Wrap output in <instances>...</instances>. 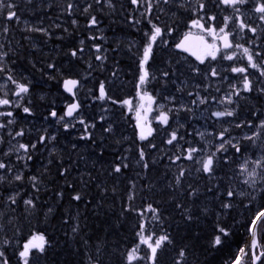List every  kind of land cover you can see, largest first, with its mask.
<instances>
[{"label": "trees", "instance_id": "obj_1", "mask_svg": "<svg viewBox=\"0 0 264 264\" xmlns=\"http://www.w3.org/2000/svg\"><path fill=\"white\" fill-rule=\"evenodd\" d=\"M69 2L76 6L71 15L64 10ZM195 2L184 0L189 5ZM15 3L19 22L7 21L6 12L0 16V28L7 25L9 29L6 34L0 31V44L3 45L0 51L8 53L0 62L5 69L0 72V97L7 93L6 98L13 102L11 106L0 107V111L13 112V117L0 116V123L7 125L9 119L14 120L13 124L0 129V160L13 168V173L3 171L8 179L0 182V251L5 253L9 264H19L18 250L33 233L44 234L51 242L40 264H88L89 256L95 258L97 255L102 264H124L126 250L138 242L136 231L141 217L137 213L141 211L149 231L159 234L166 230L171 235L173 243L160 253V264H174L181 248L188 251L184 264H231L241 247L246 248V257L250 258L248 227L255 213L264 207V181L257 175L255 189L245 184L246 176L240 174V165L245 160L250 161L251 171L254 167L251 162L264 158V129L258 127L264 121V93L259 91L264 88V77L249 67L245 74L253 90L243 91V74L230 70L231 66L247 65L242 51L228 50L236 53V58L229 61L223 59L224 50H221L216 60L209 57L200 64L196 58L175 49V44L189 31V20L195 16L172 5H160L166 14L157 8L154 22L171 25L174 31L165 35L168 46L161 45L150 63L153 70L167 69L170 76L166 84L154 80L147 89L156 98L155 113L158 114L156 108L160 104L165 106V111H172L168 125L154 120L153 135L141 142L135 130L139 99L134 53L142 47L144 31L149 27L141 15L143 9L136 10L130 0H112L113 8L107 6L106 0H101L100 4L95 0H32L31 4L27 0H15ZM206 3L208 14L217 16L215 25L223 26L224 16L231 10L215 7V0H206ZM89 4L92 5L90 14L99 21L94 28L88 27L89 16L83 12ZM253 6L249 3L243 12L247 22L256 26L260 22L257 14L251 11ZM155 15L160 16L159 21L155 20ZM133 19L141 20V24L134 26L129 22ZM73 20L77 21L76 25ZM29 26L44 28L48 35L28 31ZM230 30V40L253 52H261L256 59L258 63L264 61V26L258 27L255 35L247 31L240 33L236 24H230ZM90 36L101 38L93 40ZM96 44L101 46L100 53L93 47ZM81 47L84 51L72 57L71 51ZM97 54L107 57L103 64L96 60ZM49 64L54 67L49 68ZM211 67H216L220 76L206 80L204 73ZM191 68H199L201 73L197 75ZM114 71L117 72L115 77ZM9 74L26 84L29 92L22 97L15 96V86L7 81ZM67 78L80 81L75 93L81 107L74 114L75 119L65 117L64 121L57 122L51 117V111L55 110L58 117L64 116L67 105L73 102V97L63 89V81ZM101 81L105 82L113 100H130L133 110L129 111L128 106L120 103L113 104L111 100H94ZM232 85L240 90V95L232 97V104H222L221 100L233 91ZM189 92L192 95H188ZM197 93L204 103H199ZM165 97L174 99L170 102ZM17 103L20 107H15ZM23 107L30 108L32 115L25 114ZM225 108L235 109V115L219 119L212 115ZM101 116L105 119L101 120ZM80 118L96 125L91 129L95 144L79 139L84 131L78 123ZM65 122L74 123L75 127L65 131ZM238 123L242 124L239 128L236 127ZM108 124L113 127L111 134L103 131ZM20 130L24 135L13 141L9 132ZM173 131L178 140L169 145L166 141ZM221 132L226 140L239 141L242 151L236 153L234 148L225 145L227 151L216 155L214 173L209 176L198 172L199 164L183 158L187 149H199L195 159L201 160L216 151ZM253 133H259L255 143L244 139ZM41 135L48 138L43 144L39 143ZM52 136L55 140H51ZM16 143L36 144L35 150L30 149L32 160L27 161V168L15 154L4 155ZM141 148L145 150L148 169L137 163ZM177 154L182 158L173 164L169 158ZM117 157H127L124 163L129 166L122 169V174L109 175L114 164L121 162ZM180 168L185 169L186 174L182 184L175 186ZM63 169L67 172L61 176ZM21 170L25 179L9 183L12 175ZM262 172L264 169H257L258 174ZM33 175L38 178L39 191L33 190L28 180ZM189 186L198 190L196 196L187 195ZM229 188L236 194L230 201L232 208L223 210L220 204L229 200ZM15 191L20 193L17 203L9 204L7 196ZM76 193H80V201L72 200ZM28 198L35 200L34 210L26 209L24 200ZM177 203L183 207L177 208ZM149 204L159 209L160 223L153 221L152 214L145 211ZM129 206L134 210L124 211ZM184 209L190 210L198 220L186 224ZM218 220L230 235L221 246L212 248L210 240ZM73 227H78L76 233L72 232ZM196 235L199 239L194 240ZM257 239L259 249L264 251V232L259 233ZM146 252L142 246L140 254ZM262 262L264 257L257 264Z\"/></svg>", "mask_w": 264, "mask_h": 264}, {"label": "snow or ice", "instance_id": "obj_2", "mask_svg": "<svg viewBox=\"0 0 264 264\" xmlns=\"http://www.w3.org/2000/svg\"><path fill=\"white\" fill-rule=\"evenodd\" d=\"M27 3L31 4L32 0H27ZM96 4H100L101 0H95ZM107 6L109 8H113L114 5L112 0H106ZM130 3L136 10L143 9L141 15L147 21L149 25L148 29L144 31V41L142 47L134 53L135 56V71H136V94L139 97L140 101L143 102L136 108V123H135V130L138 139L143 142L148 140L149 137L153 135L154 129L150 127L145 122V117L148 112L153 110V104L155 103V97L151 95L147 89V86L154 80L162 84H166L168 82V78L170 76V72L165 70H153L152 64L150 62L155 60L157 55V49L160 48L161 45L167 47L168 41L164 39L165 35H171L174 31V28L171 25L161 24L158 22H154L153 15L157 8H159L160 13H165V8L160 7V5L164 6H175L177 8L184 9L185 11L192 12V15L195 16L194 19H190L188 22L189 32H187L182 40L175 44V49L180 52H188L193 55L196 60L200 64H204L207 58H211L212 60L217 59V54L224 50L223 59L232 61L236 58V53L231 52L229 53L228 50L233 48L239 49L242 51L244 57H246L248 63L246 66H231L230 70L234 74H243V91H252V83L249 79V76L246 75L248 68L256 69L260 72V76L264 77V61L258 63L257 59L262 55L261 52L251 51L248 47H245L242 44L234 43L229 37L232 35V31L230 30V24H236L238 26L239 32L244 33L245 31L253 33L255 35L257 33L258 27L264 26V0H215V7L221 8L222 10H231V13L224 16L223 26L217 27L215 25V21L217 20V16L215 14H208V5L206 0H196L194 5L185 4L184 0H130ZM252 3L254 6L251 9L252 12L257 14V19L259 20V25L253 26L247 22L244 17L243 9L249 4ZM75 4L72 2L67 3L66 8L64 9L69 15L72 14L73 9L75 8ZM92 5L89 4L87 7L84 8V14L89 16L88 19V27L94 28L99 24V21L95 15L90 14V9ZM17 5L15 0H0V16H3L6 12V19L7 21H17L19 22L20 17L17 14ZM166 14V13H165ZM155 20L159 21L160 16L155 15ZM134 26L141 24V20L133 19L129 21ZM212 22V23H209ZM73 25L77 24L76 20L72 21ZM192 29H198L200 33H206L212 37V42L208 43L204 40L203 36H199V46L195 49L189 44L190 39L193 36ZM8 26L4 25L0 28V31L3 33L8 32ZM28 31L32 32H40L44 35H48L47 30L41 27L36 26H29ZM67 31V29H65ZM101 37L90 36L89 39H100ZM219 42V43H217ZM81 45H83L84 41H80ZM95 51L97 53L101 52V46L96 44L93 45ZM0 49H3V45L0 44ZM131 50V49H130ZM84 51L83 47L80 49H74L71 51L72 57H77L78 53H82ZM8 53L4 51H0V62L3 61L4 57L7 56ZM96 60L100 61L103 64V61L107 59V57L97 54ZM49 68H53L54 65L49 64ZM5 69L0 66V72H4ZM191 71L197 75L201 73L199 68H191ZM157 72L159 75L157 76ZM112 75L115 77L117 72L114 71ZM174 75V73H172ZM220 76V72L216 67H211L209 71L204 73V78L207 80L210 77H218ZM7 81L10 82L15 86V92L13 93L17 97H22L23 94L29 92V88L26 84L19 82L12 74L7 76ZM175 83V80L172 81ZM80 81L76 79H66L64 80V90L70 93L73 96V102L68 104L66 107V111L64 116H57V112L52 110L50 115L53 118L57 119V122H61L65 120V117H70L75 119L74 114L77 113L81 107L80 103L77 100L76 93L73 91L78 87ZM199 87V85H197ZM233 91L230 92L223 100H221L222 104H232L233 99L232 97L239 96L240 90L236 88L235 85H232ZM182 89L178 88V91ZM91 91V90H89ZM261 93H264V88L259 89ZM188 95H192L191 92ZM7 97V93L4 94L3 97H0V107L3 106H11L12 101ZM94 100H98L101 102H106L111 100L113 104L120 103L121 105L128 106L129 111H132V102L130 100H123L122 102H118L113 100L111 96H109L108 91L105 87V82L101 81L99 84L98 95L93 96ZM165 99L171 100L174 97H165ZM197 99L199 103H204L205 100L199 98V94L197 93ZM193 103H196L194 100ZM15 107H20L19 103L15 105ZM184 106L181 105V108ZM165 106L160 104L157 106L156 111H158V115L156 116V120L161 125H168L169 122V112L172 109H168L167 111L164 110ZM141 110H143L144 115H141ZM23 112L27 115H32L31 109L28 107H23ZM213 116L219 118L223 117H233L235 115V109L225 108L223 111H215L212 113ZM0 116H7L13 117V112L11 111H0ZM101 120H104L105 117L101 116ZM14 120L9 119L7 121V125L13 124ZM78 123L83 126V133L79 137L81 140L91 141L95 144L94 133L91 129H94L96 125L94 123H87L83 118L78 120ZM243 123V122H242ZM6 124L0 123V129H4L7 127ZM64 129L67 131L69 128H74V123L65 122ZM242 124H236V127H241ZM260 129H264V121H261L260 125L258 126ZM105 133L111 134L113 132V127L111 124H108L107 127L103 129ZM227 131V129H225ZM9 135L12 137V140L15 141L17 137H21L24 135V131L20 130L15 133L9 132ZM259 133H253L250 136H245L244 139L252 141L255 143V140L258 138ZM55 136L51 137V140H55ZM220 144L217 146L216 151L208 154L205 158L201 160L195 159V153L200 151L197 148L189 147L187 149L186 155L183 156L184 159L189 161H194L195 163L199 164V168H197L198 172H203L204 174H208L211 176L215 171V164L217 163L216 155L219 152H226L227 148L225 145H229L230 147L234 148L236 153H240L242 151L240 142L237 141L236 143H232L230 140H226L224 137V132L220 133L219 136ZM48 140V138L44 135L39 137V143L43 144ZM177 133L175 131L169 134V138L167 139L166 143L172 145L174 141H177ZM119 142V141H118ZM151 144V142H149ZM155 147V145H151ZM76 145H73L75 148ZM31 150L36 149V144H25V143H16L13 144L11 148H9L8 152L4 153L5 156H11L13 154L16 155L18 161H24V167L27 168L28 164L27 161L32 160ZM145 150L143 148L139 151V160L137 161L138 164H142L144 169L149 168V164L145 161ZM181 155L177 154L175 157H170L169 159L173 164L181 159ZM120 160V163L114 164L112 167V171L109 175L115 174H122V169H126L129 165L124 163V160L127 157H117ZM225 163H227V158H225ZM249 163L250 161L245 160L243 164L240 165V174L245 175L246 178L244 179V183L248 184L250 187H256L257 175H260L261 181H264V172L257 173V169H264V158L252 161L251 163L254 164L251 171H249ZM3 171H7L9 173H13V168L9 166L4 160H0V182H4L8 178L3 175ZM67 172V169H63L60 172L61 176H64ZM186 172L185 169L180 168L178 174L175 177V186H179L182 184V179L185 176ZM25 179L23 171L15 172L11 179L8 180L9 183L13 182H22ZM33 190L39 191V181L37 176L33 175L28 177ZM134 186V185H133ZM172 185H170L171 187ZM71 187V185H69ZM190 190L188 191L187 195L189 197H194L198 194V190L189 186ZM211 191V189H209ZM233 189L229 188L227 191V197L229 198L228 201H221L220 207L223 210H229L232 208L231 198L235 195ZM20 195L19 191H15L9 196H7V202L9 204H16L17 198ZM58 195L62 196V193ZM243 195V193H241ZM82 199L80 193H76L72 196V200L80 201ZM128 199L131 201L132 196L130 195ZM24 205L28 210H34L36 207L35 200L32 198H28L24 200ZM177 208H182L183 206L180 203L176 204ZM130 206L125 208L124 211H133ZM52 209H49L51 212ZM152 214V220L160 223L162 221L161 213L158 208L153 207L151 204L148 205L147 209L145 210ZM207 212V209H204ZM141 219L137 225L136 237L137 241L134 245L127 249L124 256V264H140L141 261H144L145 264H160V253L164 251L166 246L171 245L173 243L171 235L166 230H161L159 234L155 231H149V224L145 222L143 219L144 212L137 213ZM183 220L186 224L191 225L194 221L198 220V217H195L194 214L188 210L184 209L183 211ZM67 222V221H65ZM78 231V227H73L72 232L76 233ZM248 232L251 236V249H256L259 247L257 236L259 233L264 232V207L258 210L253 218L251 219L248 227ZM230 235L228 229L223 226L221 221H217L215 228H214V235L210 240V246L212 248H217L221 246L225 242V238ZM193 239H199V236L196 235ZM50 241L46 239L44 234L40 233H33L31 234L30 238L24 242L21 248L18 250V260L19 264H40L41 259L46 255L47 249L50 247ZM4 244H8V241L5 240ZM147 249V252L141 255V247ZM99 251V250H98ZM188 255V251L185 248H181L178 252V258L174 261V264H184V259ZM248 255L246 248L241 247L231 261V264H244L245 257ZM262 257H264V251H261L259 255L252 252V264H256L257 261H261ZM0 264H9V259L5 256L3 251H0ZM88 264H102L100 256L97 255L95 258L89 256ZM264 264V262H262Z\"/></svg>", "mask_w": 264, "mask_h": 264}, {"label": "water", "instance_id": "obj_3", "mask_svg": "<svg viewBox=\"0 0 264 264\" xmlns=\"http://www.w3.org/2000/svg\"><path fill=\"white\" fill-rule=\"evenodd\" d=\"M192 33H193V32H192ZM184 36H185V34L181 37L180 40H182V39L184 38ZM199 36H201V35H200V34L193 33V36H192V38H191L190 41H189V44H190L194 49H195L196 47L199 46V39H198ZM229 39H230V37H229ZM180 40H179V41H180ZM179 41H178V42H179ZM183 53H186L187 55H189V56L195 58L193 55H191V54L188 53V52H183ZM67 79H75V78H67ZM65 80H66V79H65ZM76 80H77V79H76ZM63 89H64V81H63ZM75 90H76V89H74L73 91L75 92ZM67 93H68V92H67ZM68 95H70L71 97H73L70 93H68ZM257 240H258V239H257ZM250 245H251V239H250ZM249 251H250V257H251L250 264H252V252L255 251V253H256V249H251V247H250ZM260 253H261V252L256 253V254L259 255ZM258 262H259V261H257L256 264H257Z\"/></svg>", "mask_w": 264, "mask_h": 264}, {"label": "rangeland", "instance_id": "obj_4", "mask_svg": "<svg viewBox=\"0 0 264 264\" xmlns=\"http://www.w3.org/2000/svg\"><path fill=\"white\" fill-rule=\"evenodd\" d=\"M207 36H210V35L207 34ZM218 43H219V42H218ZM138 99H139V97H138ZM141 103H143V102H141L140 99H139V102H138L137 106L140 105ZM152 107H153V106H152ZM135 115H136V110H135ZM141 115H142V116L144 115L143 110H141ZM157 115H158V114L154 112V109H153L151 112H148L147 115H146V117H145V122H146V124H148L150 127H152V124H153L154 120L156 119V116H157ZM261 251H262V250L259 249V247L256 248V253H259V252H261ZM250 261H251V257H250V258L245 257V262H244V264H250Z\"/></svg>", "mask_w": 264, "mask_h": 264}, {"label": "flooded vegetation", "instance_id": "obj_5", "mask_svg": "<svg viewBox=\"0 0 264 264\" xmlns=\"http://www.w3.org/2000/svg\"><path fill=\"white\" fill-rule=\"evenodd\" d=\"M193 33H196V34H200L203 36L204 40L207 41L208 43H211L212 42V37L211 36H207L206 33H200L198 29H192L191 30ZM189 32V31H188ZM186 34V33H185ZM181 39V38H180ZM218 43V42H217ZM155 121H157L155 119Z\"/></svg>", "mask_w": 264, "mask_h": 264}]
</instances>
